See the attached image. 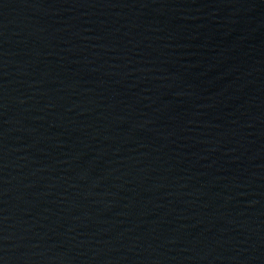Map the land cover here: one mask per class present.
I'll use <instances>...</instances> for the list:
<instances>
[{
	"label": "water",
	"instance_id": "1",
	"mask_svg": "<svg viewBox=\"0 0 264 264\" xmlns=\"http://www.w3.org/2000/svg\"><path fill=\"white\" fill-rule=\"evenodd\" d=\"M264 150V0H0V228Z\"/></svg>",
	"mask_w": 264,
	"mask_h": 264
}]
</instances>
